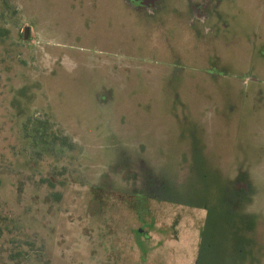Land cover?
Listing matches in <instances>:
<instances>
[{
    "label": "rangeland",
    "instance_id": "1",
    "mask_svg": "<svg viewBox=\"0 0 264 264\" xmlns=\"http://www.w3.org/2000/svg\"><path fill=\"white\" fill-rule=\"evenodd\" d=\"M157 1L0 0V264H264V0Z\"/></svg>",
    "mask_w": 264,
    "mask_h": 264
},
{
    "label": "trees",
    "instance_id": "2",
    "mask_svg": "<svg viewBox=\"0 0 264 264\" xmlns=\"http://www.w3.org/2000/svg\"><path fill=\"white\" fill-rule=\"evenodd\" d=\"M47 124L46 125H49V122H46ZM38 124H40V125H38ZM37 125H38V127L37 128H35L33 131H32V133H31V131L29 130V127H28V125L26 126V128H25V131H26V137L27 138H31V139H33L34 140V144L35 145H38L39 144V140L41 141V140H43V144H44V146H46L47 147V141L45 140L46 139V136L44 135V132H42V128H43V126H44V124L43 123H41V122H38L37 123ZM53 144L56 146V145H58V143H60L61 142V145H62V147H64V148H73L74 146H73V144H71L70 142H69V139L67 138V137H63V138H60V137H58V136H56V135H53Z\"/></svg>",
    "mask_w": 264,
    "mask_h": 264
},
{
    "label": "flooded vegetation",
    "instance_id": "3",
    "mask_svg": "<svg viewBox=\"0 0 264 264\" xmlns=\"http://www.w3.org/2000/svg\"><path fill=\"white\" fill-rule=\"evenodd\" d=\"M132 1H133V3H131V4H133L134 7H143V8L146 7L149 9L151 8L152 11L156 10L158 8L161 9V7H162V6H160V4H157V2H158L157 0H155L153 2V4H150L149 0H132ZM192 6L194 8V11H197V14L201 17L202 21L206 22L209 14L207 15V14L203 13V11L208 8V4H201V6L199 8L198 7L196 8L194 5H192ZM152 11H150V12H152ZM211 13H213V12L211 11ZM149 183H151V182H149ZM229 184L236 185L235 182H233V180H230ZM163 189H165L164 186H163V188L161 187V190H163ZM157 198H159V197H157ZM157 201H159V200L157 199Z\"/></svg>",
    "mask_w": 264,
    "mask_h": 264
}]
</instances>
